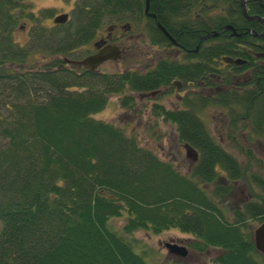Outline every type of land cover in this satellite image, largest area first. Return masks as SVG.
Returning <instances> with one entry per match:
<instances>
[{
	"label": "trees",
	"instance_id": "16d2710c",
	"mask_svg": "<svg viewBox=\"0 0 264 264\" xmlns=\"http://www.w3.org/2000/svg\"><path fill=\"white\" fill-rule=\"evenodd\" d=\"M28 1L0 0V264H147L129 238L173 230L193 237L199 253L222 251L216 264H264L254 244V230L264 224V161L256 159L259 172L243 165L199 115L221 108L230 131L264 143V40L250 30L264 32L245 19L240 0H150L152 17L147 0H71L69 21L34 27L23 49L14 41L20 19L54 15L44 9L37 17ZM246 2L250 14H264V0ZM144 23L152 45L173 47L159 23L196 63L163 59L148 71L118 74L66 63L106 25L123 26L127 34ZM229 26L238 36L226 31ZM214 33L221 35L196 53L201 39ZM36 51L67 58L46 69L22 66ZM226 59L248 63L239 68ZM191 80L207 84V98L190 94L179 110L154 107V115L175 125L180 142L199 154L190 175L122 128L94 118L112 96L132 109L133 93ZM213 88L221 89L212 94ZM241 147L253 161L255 152ZM237 184L252 195L229 216L224 204ZM125 217L122 236L112 222Z\"/></svg>",
	"mask_w": 264,
	"mask_h": 264
},
{
	"label": "rangeland",
	"instance_id": "374dc122",
	"mask_svg": "<svg viewBox=\"0 0 264 264\" xmlns=\"http://www.w3.org/2000/svg\"><path fill=\"white\" fill-rule=\"evenodd\" d=\"M27 10L33 11L38 17L40 11L50 10L53 16L43 18L39 22H34L30 18L23 17L15 28L14 41L20 48H28L32 40V31L34 27L53 28L54 18L59 15L70 14L74 8V1L71 0H29ZM149 26L144 23L140 30H132L125 33L119 27L117 30L108 24L100 32L95 41L71 57L72 60L79 61L84 57L95 52V42L107 38L109 33L113 36V43L125 48L124 58L119 62H109L101 67L99 73L118 74L127 70H136L140 72L152 69L157 61L164 57L177 54V50H166L154 46L148 39L147 29ZM112 29V30H111ZM67 57H54L43 51L31 52L24 64L25 68L46 69L55 61H63ZM21 65L17 66L20 68ZM222 66V65H221ZM173 90L165 96H154L150 99H141L140 94H131L136 100L132 109L123 108L121 98L118 95L108 99V103L103 111L94 116L95 119L113 124L122 128L127 135L135 138L141 146L152 150L161 160L173 163L183 174L190 175L194 166V154L188 156L187 150L179 140L177 128L171 122L154 115L155 105H164L167 110H172L170 101H177ZM200 118L205 122L208 130L214 136L216 141L221 143L226 150L233 154L243 165L251 168L253 172H259L256 159L264 161V143L248 142L246 135L230 131V124L222 116V109L214 106L200 110ZM246 150L255 152L253 161L250 157L244 155L242 147ZM244 149V150H245ZM245 150V151H246ZM195 162V160H194ZM261 169V168H260ZM262 170V169H261ZM264 171V169H263ZM202 184V183H201ZM202 187L209 193L212 188ZM237 191L230 198L225 200L224 207L230 213L238 210L248 199L249 195L246 184H237ZM127 217L112 222V229L119 235L124 236L123 229L126 225ZM3 226L0 223V234ZM129 240L133 243L136 253L144 258L147 264H216L215 260L223 252L215 249H208L199 253L193 249L197 243L191 236L184 235L178 230L169 231L159 236L144 231L131 236ZM177 245L188 249V257L183 259L171 256L165 249L166 245Z\"/></svg>",
	"mask_w": 264,
	"mask_h": 264
},
{
	"label": "water",
	"instance_id": "95a60500",
	"mask_svg": "<svg viewBox=\"0 0 264 264\" xmlns=\"http://www.w3.org/2000/svg\"><path fill=\"white\" fill-rule=\"evenodd\" d=\"M261 2V0H259ZM242 8H243V13L246 16V18L250 21H258L261 23H264V19H262L259 16H249L248 15V10H247V5L245 0H240ZM262 6L264 7V4L262 3ZM150 0H147L146 3V15L151 17L152 15L150 14ZM69 19L68 15H61L57 17L54 20L55 24H65ZM158 27L160 30L174 43L176 44V41L170 36V34L166 31L164 27H162L158 23ZM232 31L234 36H238L236 31L232 27H226V31ZM250 33L253 34L255 37H263L264 34H258L254 32L253 30H250ZM221 34L220 33H214V34H209L201 39V43L210 39V38H216L219 37ZM95 48L97 49V53L88 56L87 58L81 60V61H69L68 63L74 67V68H80V69H85L88 72L91 73H96L99 71V69L105 65L108 62H119L123 59L124 57V50L116 45V44H106V43H97L95 44ZM227 62H234L236 64H241L245 63L242 60H236L233 61L231 59H226ZM153 95V94H152ZM152 95H147V97H151ZM187 152L189 154L193 153L195 160L198 159V153L192 149L190 146H186ZM254 244L257 252L264 258V224L259 226L257 229L254 231ZM165 249L168 251V253L171 256L179 257V258H187L188 257V251L185 248H182L177 245H166Z\"/></svg>",
	"mask_w": 264,
	"mask_h": 264
},
{
	"label": "flooded vegetation",
	"instance_id": "af4514ba",
	"mask_svg": "<svg viewBox=\"0 0 264 264\" xmlns=\"http://www.w3.org/2000/svg\"><path fill=\"white\" fill-rule=\"evenodd\" d=\"M246 1V0H245ZM246 5H247V2H246ZM241 7H242V5H241ZM261 8H262V10H263V13H264V7L263 6H261ZM247 10H248V7H247ZM242 13H243V8H242ZM248 14H249V16H259V17H261L262 19H264V14H258V15H256V14H250V12H249V10H248ZM243 15H244V13H243ZM149 17V16H148ZM152 17V16H151ZM244 17H245V19L248 21V22H252V23H254V22H257L258 24H259V26L261 27V29H262V32H264V23H261V22H258V21H250V20H248L247 18H246V16L244 15ZM157 26H158V24H157ZM120 27V26H119ZM119 27H117V28H115L114 29V31L115 30H117ZM121 28H123V26H121ZM159 28V27H158ZM159 30H160V28H159ZM161 31V30H160ZM162 32V31H161ZM163 33V32H162ZM164 34V33H163ZM254 36V35H253ZM255 37V36H254ZM168 38V37H167ZM257 38H260L261 40H264V36L263 37H257ZM168 40H169V42L171 43V45L173 46L172 48H163V49H166V50H169V49H172V50H177V54H175V55H170L169 57H164L163 59H172V60H177V61H180V62H184L185 64L186 63H188V65L191 63V64H193V63H196V60H188V58L186 57V55L185 54H187L188 53V50H186L185 51V49H183L179 44H178V42H176V44H174L169 38H168ZM207 41V40H206ZM100 42L101 43H106V44H115V43H113V36H111V34L109 33V35L107 36V38H104V39H102V40H100ZM205 42V41H204ZM204 42H202L201 43V41H200V45L198 46V48H197V51L195 50V52L197 53L199 50H200V48H201V46L203 45V43ZM95 51L96 52H98L96 49H95ZM95 52V53H96ZM259 56V55H258ZM260 56H262V57H264V55H260ZM163 59H161V60H163ZM161 60H159V61H157V63L153 66V67H156L157 66V64L161 61ZM222 62L224 63V61L222 60V61H220V63L221 64H219V65H222ZM247 63L248 62H245V63H241V64H236V63H231L232 65H235V66H237V67H239V68H241L243 65H247ZM226 64V63H225ZM187 65V64H186ZM213 75V77H216V74L214 73V74H212ZM245 75L247 76V79H249L250 77H251V75H250V73L249 72H246V73H244V77H245ZM238 76V78H237V80H239L240 81V79H241V76H242V74H240V75H237ZM250 76V77H249ZM205 79V78H204ZM239 81H238V83H239ZM199 85V86H198ZM170 89L171 90H173V92H174V97H177L176 99H177V101H174V102H171L170 101V106H172V110H179V109H184V100H185V98H186V96H189L190 94H192V95H198V94H200V95H204V97L205 98H207V95H209V92H208V86H207V84L204 82V81H200V82H198V81H194V82H192V80L191 81H189L188 83H183L182 81H174L173 83H172V88H162V89H160L159 91H155V92H153L151 95L152 96H165L167 93H169L170 92ZM215 89V90H214ZM221 88H213L212 90H211V93L213 94L214 93V91H219ZM147 95H150V94H141L140 95V98L141 99H150L151 97H147ZM161 106H163L165 109H167V107L166 106H164V105H161ZM165 120V119H164ZM190 155H192V153L191 154H189L188 156H190ZM191 157V156H190ZM192 158V157H191ZM194 160H195V157H194V159H193V162L192 163H194V165H195V162H194Z\"/></svg>",
	"mask_w": 264,
	"mask_h": 264
}]
</instances>
